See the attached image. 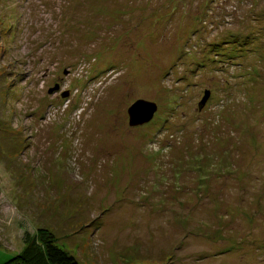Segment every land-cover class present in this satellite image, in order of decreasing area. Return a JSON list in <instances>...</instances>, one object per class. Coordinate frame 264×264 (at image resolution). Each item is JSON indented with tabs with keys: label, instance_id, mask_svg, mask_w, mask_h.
<instances>
[{
	"label": "rangeland",
	"instance_id": "1",
	"mask_svg": "<svg viewBox=\"0 0 264 264\" xmlns=\"http://www.w3.org/2000/svg\"><path fill=\"white\" fill-rule=\"evenodd\" d=\"M41 229L80 264H264V0H0V264Z\"/></svg>",
	"mask_w": 264,
	"mask_h": 264
},
{
	"label": "trees",
	"instance_id": "2",
	"mask_svg": "<svg viewBox=\"0 0 264 264\" xmlns=\"http://www.w3.org/2000/svg\"><path fill=\"white\" fill-rule=\"evenodd\" d=\"M25 238L24 250L7 264H80L58 245L56 237L48 230L41 229L36 237L25 235Z\"/></svg>",
	"mask_w": 264,
	"mask_h": 264
},
{
	"label": "water",
	"instance_id": "3",
	"mask_svg": "<svg viewBox=\"0 0 264 264\" xmlns=\"http://www.w3.org/2000/svg\"><path fill=\"white\" fill-rule=\"evenodd\" d=\"M210 99V92H206V95L199 105L202 110ZM158 111L157 104L153 102H147L144 100L137 101L128 110V116L131 127L143 126L150 123Z\"/></svg>",
	"mask_w": 264,
	"mask_h": 264
}]
</instances>
